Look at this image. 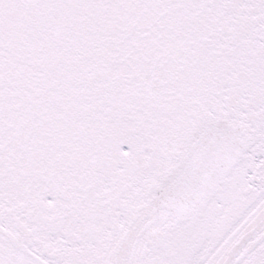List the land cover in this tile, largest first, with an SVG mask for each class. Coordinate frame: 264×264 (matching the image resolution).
Returning a JSON list of instances; mask_svg holds the SVG:
<instances>
[{
	"label": "snow or ice",
	"instance_id": "obj_1",
	"mask_svg": "<svg viewBox=\"0 0 264 264\" xmlns=\"http://www.w3.org/2000/svg\"><path fill=\"white\" fill-rule=\"evenodd\" d=\"M0 264H264V0H0Z\"/></svg>",
	"mask_w": 264,
	"mask_h": 264
}]
</instances>
